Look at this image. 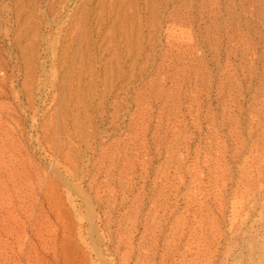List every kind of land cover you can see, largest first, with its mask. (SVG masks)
Listing matches in <instances>:
<instances>
[{"label": "rangeland", "instance_id": "rangeland-1", "mask_svg": "<svg viewBox=\"0 0 264 264\" xmlns=\"http://www.w3.org/2000/svg\"><path fill=\"white\" fill-rule=\"evenodd\" d=\"M0 264H264V0H0Z\"/></svg>", "mask_w": 264, "mask_h": 264}]
</instances>
